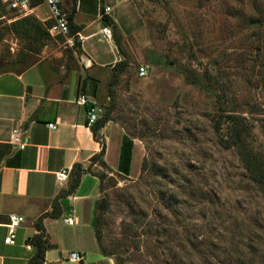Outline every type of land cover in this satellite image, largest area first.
Segmentation results:
<instances>
[{
	"label": "rangeland",
	"instance_id": "1",
	"mask_svg": "<svg viewBox=\"0 0 264 264\" xmlns=\"http://www.w3.org/2000/svg\"><path fill=\"white\" fill-rule=\"evenodd\" d=\"M257 3L264 8V0H128L115 7L113 15L123 14L122 24L134 23L133 30L118 29L119 49L113 29L117 61L92 69L97 84L90 102L99 119H110L113 158L127 136L132 162L129 174L89 164L100 183L85 217L92 226L97 220L99 248L118 264H264V196L237 152L221 146L225 133L216 126L224 113L216 97L179 69L218 83L228 110L253 124L264 155V14L261 23L253 20ZM48 17L45 4L26 16L0 9V72L39 61L81 71V47L52 36ZM120 62L125 69L111 98ZM141 66L148 76H139ZM100 202L107 205L103 212Z\"/></svg>",
	"mask_w": 264,
	"mask_h": 264
},
{
	"label": "crops",
	"instance_id": "2",
	"mask_svg": "<svg viewBox=\"0 0 264 264\" xmlns=\"http://www.w3.org/2000/svg\"><path fill=\"white\" fill-rule=\"evenodd\" d=\"M126 1L62 0L66 13L70 14L75 7L73 22L82 28L80 72L68 65L56 69L54 64L44 61L20 72H0V264L29 263L34 250L27 240L39 233L35 225L45 215L43 226L55 247L46 252L44 264H116L113 256L100 250L91 221L85 217L99 192V178L85 173L75 192L66 197L65 194L73 167L82 164L87 169L102 149L88 123L87 108L77 100L81 92L89 101L95 97L97 82L92 69L105 68L117 61L116 47L101 33L105 27L101 9L111 7L104 15L112 18L123 34L133 30L134 23L122 24L123 14L113 15L115 7ZM97 22L99 27L93 29ZM104 41L109 48L103 47ZM111 55L113 59H109ZM51 123L57 124V129H50ZM106 129L107 126L100 131L106 144L104 160L117 170L121 144L114 159ZM14 130L27 142L25 149L17 150L12 145ZM63 170L69 172V179L60 183L56 176ZM54 202L58 209L51 216ZM11 215L23 216L25 222L17 231L15 244L7 245L4 240ZM68 217H74L76 224H65ZM72 252H80L84 259L70 262Z\"/></svg>",
	"mask_w": 264,
	"mask_h": 264
},
{
	"label": "trees",
	"instance_id": "3",
	"mask_svg": "<svg viewBox=\"0 0 264 264\" xmlns=\"http://www.w3.org/2000/svg\"><path fill=\"white\" fill-rule=\"evenodd\" d=\"M4 8H5L4 6L0 5V9H4ZM104 9L105 8L101 9L103 13H104ZM254 10H255V16H253V20L257 24H259L263 21V18L261 16L262 14H264V8H260L257 3ZM74 13H75V7H74V10L69 14L72 34L79 33L82 29L80 26H76L74 24L73 22ZM102 23L104 26H110L114 29L115 31L114 37L116 40V44L118 48L120 49L121 41H120V36L118 32L119 30L114 20L103 14ZM76 47L77 49L80 50L81 43L79 42ZM28 51L32 52V50H28ZM29 67L25 68V70L28 69ZM124 69L125 68H124L123 62H120L119 66L114 67L113 74H112L113 76L110 82V95L109 96L111 98H114L113 87L115 86L118 80L119 74L123 72ZM179 69L181 73L185 76V78L189 82H191L194 86L198 87L205 93L216 97V100L218 101L220 105V109L224 113L221 118V121H219L218 125L216 126V129L218 132L225 133L224 135H222V138L220 140L221 146L226 150L232 149L237 152V154L240 157V161L243 165V168L246 171L247 179L264 196V155L255 146V143L253 140V124L250 121H248V118H246L245 116L239 115L238 113L234 111L228 110L226 106L225 94L218 93V87H217L218 83L215 82L211 76L208 77L209 74L208 76H202L200 74H196L193 70L187 69V67L185 66H182V67L180 66ZM109 120L110 119L108 118V115H104L103 118L99 119L95 124L91 125V129L93 131L95 138L98 141H100L102 144L101 151L92 158L91 164L96 161H100L102 166H107L104 160L105 153H106V144L102 140L100 131L101 129L105 127L106 123ZM133 147H134V143L132 139H130L127 136L124 137L123 143L121 146V154H120V161H119V167H118L120 173L129 174L130 168H131V162H132ZM85 173H91V172L89 168L85 169L82 164H76L73 167L71 184L66 194L64 193L65 197L75 192V190L80 185L82 176ZM97 208H99L101 212H103L107 209V205L101 204L100 202L98 203ZM57 209H58V204L55 202L53 205V213L51 214V216L55 215V212ZM45 217L47 216L46 215L42 216L36 222L35 226H36V229L39 231V233L28 238L27 240V243L31 245L34 250V255L30 259L28 264H44L46 252L55 247L54 244L49 242L48 236L43 226V219ZM93 227L95 229L97 240L100 241L101 236H100V229H99L97 220L93 221ZM255 252L256 251H254V253ZM102 253L106 256L114 257V254L107 250H102ZM116 264H118L117 260H116Z\"/></svg>",
	"mask_w": 264,
	"mask_h": 264
},
{
	"label": "built area",
	"instance_id": "4",
	"mask_svg": "<svg viewBox=\"0 0 264 264\" xmlns=\"http://www.w3.org/2000/svg\"><path fill=\"white\" fill-rule=\"evenodd\" d=\"M45 4L49 10L48 31L52 36H62L66 39V43L70 48H75L79 42L82 41L83 37L80 33H71V24L69 20V14L66 13L62 8V0H0V5L7 8L17 16L28 15L33 12L40 5ZM111 11V7H106L104 13ZM103 13V14H104ZM103 14L101 15L103 17ZM101 33L104 39L112 40L113 28L105 26L102 28ZM148 68L141 66L139 68V76H148ZM79 105L87 108L88 123L89 125L95 124L99 120L98 107L91 103L84 95L80 96L77 100ZM50 129H57V124L51 123L48 125ZM11 143L17 150H23L27 146V142L22 139L21 133L14 130L11 135ZM57 181L60 183L66 182L69 179V172L63 170L57 174ZM25 222V218L19 215H11L10 222L7 225L8 233L5 237V244L14 245L17 238V231L21 224ZM65 224L73 226L76 224L74 217H68L64 220ZM84 259V255L80 252H72L69 256V261L72 263L81 262Z\"/></svg>",
	"mask_w": 264,
	"mask_h": 264
}]
</instances>
